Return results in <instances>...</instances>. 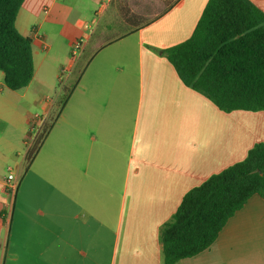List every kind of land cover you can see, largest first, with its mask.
Instances as JSON below:
<instances>
[{
  "label": "crops",
  "instance_id": "0c3cea01",
  "mask_svg": "<svg viewBox=\"0 0 264 264\" xmlns=\"http://www.w3.org/2000/svg\"><path fill=\"white\" fill-rule=\"evenodd\" d=\"M208 1L25 0L16 27L32 39L34 78L12 91L0 72V264H165L161 229L185 195L264 142L163 55L191 38ZM36 114L50 129L29 159ZM176 264H264V198Z\"/></svg>",
  "mask_w": 264,
  "mask_h": 264
},
{
  "label": "trees",
  "instance_id": "16d2710c",
  "mask_svg": "<svg viewBox=\"0 0 264 264\" xmlns=\"http://www.w3.org/2000/svg\"><path fill=\"white\" fill-rule=\"evenodd\" d=\"M24 2L0 0V72L12 91L27 88L35 74L32 39L16 27ZM163 55L187 87L221 111L264 112V11L251 0H209L191 38ZM74 86L71 82L66 95ZM49 129L45 126L29 159ZM256 195L264 198V142L185 195L161 229L165 264L209 250L228 221Z\"/></svg>",
  "mask_w": 264,
  "mask_h": 264
},
{
  "label": "built area",
  "instance_id": "2783aa9c",
  "mask_svg": "<svg viewBox=\"0 0 264 264\" xmlns=\"http://www.w3.org/2000/svg\"><path fill=\"white\" fill-rule=\"evenodd\" d=\"M82 48H83V41L82 40L76 42L73 45L72 57L74 59L77 58L78 54L82 51ZM66 78H67V71L62 70V72L59 76L60 83L64 84V82L66 81ZM44 128H45L44 117L42 115H39V114L34 115L31 119V122H30V135H29L27 142H26L28 153L33 149L38 137L41 135ZM6 186L8 187V189L11 192H14L16 190V183L11 178H8L6 180Z\"/></svg>",
  "mask_w": 264,
  "mask_h": 264
},
{
  "label": "rangeland",
  "instance_id": "374dc122",
  "mask_svg": "<svg viewBox=\"0 0 264 264\" xmlns=\"http://www.w3.org/2000/svg\"><path fill=\"white\" fill-rule=\"evenodd\" d=\"M264 3V0H258ZM60 86V85H59ZM239 115L249 118L257 124V128H262V137L264 140V112H247V111H239Z\"/></svg>",
  "mask_w": 264,
  "mask_h": 264
}]
</instances>
